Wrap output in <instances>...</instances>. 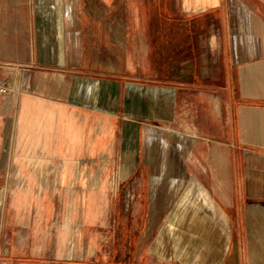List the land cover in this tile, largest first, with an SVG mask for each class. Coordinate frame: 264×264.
<instances>
[{"label": "crops", "instance_id": "obj_1", "mask_svg": "<svg viewBox=\"0 0 264 264\" xmlns=\"http://www.w3.org/2000/svg\"><path fill=\"white\" fill-rule=\"evenodd\" d=\"M168 1L220 33L170 84ZM0 65V258L27 227L32 264H264V0H0Z\"/></svg>", "mask_w": 264, "mask_h": 264}, {"label": "rangeland", "instance_id": "obj_2", "mask_svg": "<svg viewBox=\"0 0 264 264\" xmlns=\"http://www.w3.org/2000/svg\"><path fill=\"white\" fill-rule=\"evenodd\" d=\"M168 4V11L166 15H162L161 17L155 16L151 18V24L153 26H166L167 27V37H166V49H165V56L167 59V73L165 76V80H162L163 82H166L167 84H170V82H174V79L172 78L173 72L170 71V67L173 66L175 59L178 55H182L183 58L189 57L191 54H195L198 47H200V43H204L207 40H216L219 39L220 33L210 31L209 23L205 17H197L193 20L190 18H184L180 17L170 11H172V8L174 9V2H167ZM173 5V6H172ZM157 8L155 5L154 8ZM175 17L180 18L179 22L175 23ZM183 27H182V26ZM184 26H187L188 29H185ZM190 27V28H189ZM188 30L186 32V37L191 38V43L188 42L189 52L183 53L182 51L178 53V49L181 47V42L184 38V35L182 32ZM209 31V32H208ZM183 32V33H184ZM154 38L152 39V44L156 48L154 51V55L157 57L158 50L157 44H158V33H154ZM162 36V34H161ZM180 50V49H179ZM157 64V62H156ZM157 67V66H156ZM19 71L15 68H12V66H3L0 68V92H2V89H8L9 91L11 89L15 90L18 87L19 84ZM6 92V91H3ZM0 164H5L6 166V172L4 176L0 179V194L3 189V186L6 184L11 185L10 188H12L15 183H17L16 177L13 175V165L12 162H0ZM1 170V167H0ZM10 189L7 191L6 198L4 203L0 207V218L6 219L7 221H14V215L13 213H9L11 209V204L13 202V193ZM125 199L124 195L120 194L119 200ZM120 209V213H121ZM8 212V213H7ZM121 216V214H120ZM123 217V215H122ZM27 227L20 228V232L18 233L17 230H7L5 231L4 235L1 239V248L4 250L2 253V256L0 258V264H32L35 262L31 261L30 257V248L32 245V242L30 240V233L27 231ZM27 231V232H26ZM16 254H22V255H16Z\"/></svg>", "mask_w": 264, "mask_h": 264}, {"label": "trees", "instance_id": "obj_3", "mask_svg": "<svg viewBox=\"0 0 264 264\" xmlns=\"http://www.w3.org/2000/svg\"><path fill=\"white\" fill-rule=\"evenodd\" d=\"M180 21V18H176L175 17V23L176 22H179ZM181 22V21H180ZM182 26V25H181ZM183 27V26H182ZM184 28L185 29H188V27L187 26H184ZM190 28V27H189ZM184 32V31H183ZM182 32V34L184 35V38H183V40H182V42H181V47L178 49V53L179 52H183V53H188L189 52V47H188V42L189 43H191V38L189 39V38H187L186 36V32H188V30H186L184 33Z\"/></svg>", "mask_w": 264, "mask_h": 264}, {"label": "built area", "instance_id": "obj_4", "mask_svg": "<svg viewBox=\"0 0 264 264\" xmlns=\"http://www.w3.org/2000/svg\"><path fill=\"white\" fill-rule=\"evenodd\" d=\"M1 67H3V66H2V65H0V68H1ZM1 91L3 92V91H5V89H2Z\"/></svg>", "mask_w": 264, "mask_h": 264}]
</instances>
